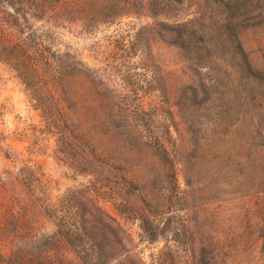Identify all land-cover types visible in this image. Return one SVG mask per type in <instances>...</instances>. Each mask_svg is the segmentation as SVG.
<instances>
[{
	"label": "trees",
	"instance_id": "1",
	"mask_svg": "<svg viewBox=\"0 0 264 264\" xmlns=\"http://www.w3.org/2000/svg\"><path fill=\"white\" fill-rule=\"evenodd\" d=\"M50 1L0 0V63L17 73L33 106L41 112L42 133L56 140L61 160L77 172L92 176L99 174L96 163L106 152L99 151L94 143L95 132L82 124H105L113 135L125 140L123 143L144 138L145 145L164 162L169 184L177 186L176 157L179 156L169 147H176L177 141L171 143L172 133L167 126L153 124L149 130L134 125L136 112L145 127L152 122L155 111H147L138 92L132 90V76L122 78L129 92L120 93L108 81L94 75L86 64L78 62L72 52L55 49L49 34L40 33L38 28L44 22L75 18L112 24L141 8L156 7L159 0ZM197 7V18L180 24L159 22L145 27L132 39V46L123 49L132 55L142 41L145 63L150 62L153 39L181 51L199 78L183 87L175 96V105L185 106L194 114L201 112L198 118L205 117L209 122L214 110L215 121L219 122L214 126L209 124L213 126L209 132L192 120L188 132L190 150L181 162L185 171H190L210 153L211 161L215 162L214 176L219 180L231 177L239 169L236 177L239 192L230 200L263 199L264 126L262 114L256 110L264 111V72L252 66L240 35L244 28L264 23V0H201ZM151 67L153 82L163 98H169L161 66L152 63ZM244 121L248 125L242 126ZM135 181V178L125 180V191L117 196L121 199L117 208L124 216L140 222L141 241L156 243L157 235L165 239L157 264H242L250 255L247 250L260 240L264 242L262 222L256 223L262 237L250 244L238 243L228 232L223 235L198 231L188 236L186 231L182 234L179 231L172 238L174 232L170 234L169 225L158 222L157 212L131 205L133 195L127 188L137 185ZM80 194L79 200L76 191L71 192L61 210H53L58 215V234L76 253L80 264H146L137 251L138 243L125 226L97 200L87 193ZM246 219H251L249 213ZM45 252L43 248L26 255L15 252L8 264H66Z\"/></svg>",
	"mask_w": 264,
	"mask_h": 264
},
{
	"label": "rangeland",
	"instance_id": "2",
	"mask_svg": "<svg viewBox=\"0 0 264 264\" xmlns=\"http://www.w3.org/2000/svg\"><path fill=\"white\" fill-rule=\"evenodd\" d=\"M199 2L201 0H159L156 7L141 8L112 24L73 18L58 23L44 22L38 27L40 33L49 34L55 49L72 52L78 62L86 64L94 75L108 81L120 93L129 92L122 78L132 76V90L138 92L147 111H155L152 122L145 127L136 112L134 125L149 130L153 129V124L167 126L172 133L171 143L177 141L176 147L169 146L179 156L176 157L177 186L169 184L164 162L145 145L144 138L123 143L125 140L113 135L105 124L82 125L95 132L94 143L99 151L111 157L105 154L97 160L99 174L96 176L77 172L60 159L56 140L42 133L41 112L33 106L17 73L0 63V264H8L15 252L26 255L42 248L54 260L80 264L76 253L59 236L58 215L53 213L57 208L61 210L65 205L63 201L73 191L79 200L82 199L80 192L97 200L132 235L146 264H157L165 239L157 235L156 243L141 241L140 222L124 216L117 208L121 202L117 196L126 188L124 182L132 178L137 185L127 188L133 195L131 205L157 212L158 222L162 226L168 224L170 234L174 232L172 238L179 231L181 234L186 231L188 236L205 231L223 235L228 232L242 244L259 240L262 233L256 223H264V198L230 200L239 192V169L231 177L219 180L214 176L215 162L211 161L210 153L188 172L181 163L190 150L188 132L192 120L209 132L214 124H219L214 110L209 122L205 117L198 118L201 112L194 114L185 106L175 105V96L186 85L197 82L198 73L176 46L159 39L150 42V62H143L142 41L132 55L123 49L132 46V39L145 27L159 22L180 24L197 18ZM156 12L157 15H153ZM149 38L152 39V35ZM240 39L252 66L264 72V23L244 28ZM152 63L160 65L165 74L169 98H163L152 80ZM256 111L262 114L264 126V111ZM242 124L248 125V121ZM223 183L226 185L222 186ZM247 213L251 219H246ZM263 243L260 240L252 250L249 248L250 255L242 264H264Z\"/></svg>",
	"mask_w": 264,
	"mask_h": 264
}]
</instances>
